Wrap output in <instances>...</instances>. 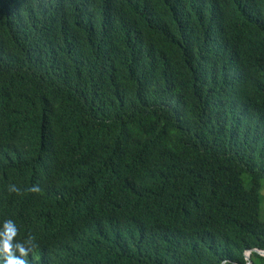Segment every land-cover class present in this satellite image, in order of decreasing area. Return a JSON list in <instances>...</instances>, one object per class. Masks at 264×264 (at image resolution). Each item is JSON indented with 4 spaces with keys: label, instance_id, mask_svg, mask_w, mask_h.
Listing matches in <instances>:
<instances>
[{
    "label": "trees",
    "instance_id": "trees-1",
    "mask_svg": "<svg viewBox=\"0 0 264 264\" xmlns=\"http://www.w3.org/2000/svg\"><path fill=\"white\" fill-rule=\"evenodd\" d=\"M73 5L0 0V230L29 264H264V0Z\"/></svg>",
    "mask_w": 264,
    "mask_h": 264
},
{
    "label": "clouds",
    "instance_id": "clouds-1",
    "mask_svg": "<svg viewBox=\"0 0 264 264\" xmlns=\"http://www.w3.org/2000/svg\"><path fill=\"white\" fill-rule=\"evenodd\" d=\"M93 4V10H103L107 8L109 5V0H100L101 3H97V0H89ZM67 2H73V7L75 10L80 9L82 11L81 19L91 24L87 19L84 11H83V0H29L31 10L35 11L37 15H44L48 9L55 7L57 10ZM92 25V24H91ZM24 190L31 192V194L35 195L42 193V188L39 185L27 186L23 188ZM8 191L10 193H16L17 195L21 194V189L16 185L10 184L8 186ZM19 234V228L15 224V222L11 219L5 220L3 223V229L0 230V263L4 261V264H29L27 257L29 254L36 248L38 245L35 243V238L29 236L27 241L20 242L17 240ZM25 243L30 245V247H26Z\"/></svg>",
    "mask_w": 264,
    "mask_h": 264
},
{
    "label": "rangeland",
    "instance_id": "rangeland-1",
    "mask_svg": "<svg viewBox=\"0 0 264 264\" xmlns=\"http://www.w3.org/2000/svg\"><path fill=\"white\" fill-rule=\"evenodd\" d=\"M262 195H264V189L262 190ZM261 207H262V208H261L260 219H261L262 222H264V202H263V204H262Z\"/></svg>",
    "mask_w": 264,
    "mask_h": 264
},
{
    "label": "water",
    "instance_id": "water-1",
    "mask_svg": "<svg viewBox=\"0 0 264 264\" xmlns=\"http://www.w3.org/2000/svg\"><path fill=\"white\" fill-rule=\"evenodd\" d=\"M258 254H260V255H262V256H264V251H261V250H255ZM250 253H251V251L249 252V253H247V255H246V259L248 260V261H250ZM251 263V262H250Z\"/></svg>",
    "mask_w": 264,
    "mask_h": 264
}]
</instances>
